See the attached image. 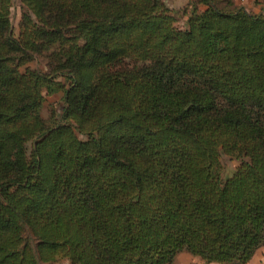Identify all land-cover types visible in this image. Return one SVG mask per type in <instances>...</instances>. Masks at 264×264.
I'll return each mask as SVG.
<instances>
[{
	"label": "trees",
	"instance_id": "16d2710c",
	"mask_svg": "<svg viewBox=\"0 0 264 264\" xmlns=\"http://www.w3.org/2000/svg\"><path fill=\"white\" fill-rule=\"evenodd\" d=\"M13 1L0 264L248 263L264 246V14L189 0L181 28L165 0H20L16 33ZM44 89H63L61 115L43 116Z\"/></svg>",
	"mask_w": 264,
	"mask_h": 264
},
{
	"label": "rangeland",
	"instance_id": "374dc122",
	"mask_svg": "<svg viewBox=\"0 0 264 264\" xmlns=\"http://www.w3.org/2000/svg\"><path fill=\"white\" fill-rule=\"evenodd\" d=\"M189 0H165L170 9L173 10L174 14L177 17V25L181 28L185 27L190 14H185L183 7L188 3ZM235 6L243 7L250 13L255 14H264V0H233ZM13 14H12V23L15 29V32H19V22L21 18V2L20 0L13 1ZM202 8H205L202 6ZM31 68L44 69L42 61H33L30 64ZM44 105L42 109L43 116L47 119L51 118L52 112L55 110L59 115H61L62 107L64 105V91L63 89L56 90L53 93H48L47 89H44ZM223 165L225 167V174L232 173L235 170L240 162L230 157L223 155L222 156ZM174 262L176 264H222L217 262H206L202 260L199 256H194L189 252L183 251L178 253ZM56 264H73L69 259H63ZM246 264H264V246H262L255 256Z\"/></svg>",
	"mask_w": 264,
	"mask_h": 264
}]
</instances>
